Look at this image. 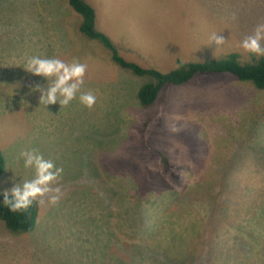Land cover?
Here are the masks:
<instances>
[{
    "label": "rangeland",
    "instance_id": "rangeland-1",
    "mask_svg": "<svg viewBox=\"0 0 264 264\" xmlns=\"http://www.w3.org/2000/svg\"><path fill=\"white\" fill-rule=\"evenodd\" d=\"M84 1L97 30L142 68L264 57L240 47L264 22V0ZM81 20L68 0H0V44L32 47L25 60L14 50L17 74L0 73V194L34 177L22 151L63 169V195L37 203L34 230L13 234L0 221V264H264V91L205 74L165 84L144 108L136 90L146 77L113 64ZM213 33L226 42L212 44ZM30 57L86 63L81 91L95 106L79 93L66 107L40 104L35 89L51 81L24 70ZM15 80L19 93L2 95Z\"/></svg>",
    "mask_w": 264,
    "mask_h": 264
},
{
    "label": "clouds",
    "instance_id": "clouds-1",
    "mask_svg": "<svg viewBox=\"0 0 264 264\" xmlns=\"http://www.w3.org/2000/svg\"><path fill=\"white\" fill-rule=\"evenodd\" d=\"M262 41H264V22L255 27L252 35L243 39L240 47L247 53L264 56ZM210 42L219 47L226 40L222 35L213 33ZM24 70L51 81L48 87L41 89L37 85L35 89L41 92L40 104L46 106L59 103L61 107H66L77 99L78 93L79 102L84 107L92 109L96 104L97 97L91 90L81 91L87 64L81 63L79 58L66 62L56 57H30ZM20 156L23 158L24 167L34 171V177L25 180L22 184H15L10 191H5L3 204L14 213L27 211L34 202L40 205H44L45 202L56 205L63 195L60 186L63 169L56 167L52 160L45 159L35 149L22 151Z\"/></svg>",
    "mask_w": 264,
    "mask_h": 264
},
{
    "label": "trees",
    "instance_id": "trees-1",
    "mask_svg": "<svg viewBox=\"0 0 264 264\" xmlns=\"http://www.w3.org/2000/svg\"><path fill=\"white\" fill-rule=\"evenodd\" d=\"M69 6L74 12L82 17L79 30L90 40H97L109 51L110 59L117 67L130 72L138 77H146V82L137 89V98L140 106L150 108L157 99L160 91L165 84L182 85L191 79L205 74L228 73L233 75L241 82H251L258 91H264V57L257 64H241L237 61V56L232 55L229 59L212 60L205 63H177V67L167 73H161L154 69L142 68L138 64L127 61L119 55L116 45L103 32L97 30L95 20L96 13L94 8L84 0H68ZM162 162L168 167L167 159ZM170 169L173 168L169 165ZM4 158L0 152V176L4 171ZM3 194H0V221L6 229L13 234H25L34 230L37 225L38 207L34 202L27 211L11 212L3 204ZM205 208L204 210H207ZM225 211V210H224ZM237 220L243 227L245 221L234 217H225Z\"/></svg>",
    "mask_w": 264,
    "mask_h": 264
},
{
    "label": "crops",
    "instance_id": "crops-1",
    "mask_svg": "<svg viewBox=\"0 0 264 264\" xmlns=\"http://www.w3.org/2000/svg\"><path fill=\"white\" fill-rule=\"evenodd\" d=\"M28 48H32L31 46L28 47L25 44H0V65L1 66H7V67H1L2 69H0V73H4L5 74H17L20 69L19 68H14L11 66L14 65H18L19 61H15L14 60V55L16 54V52L14 50H17L18 54H22L23 55V60H25L26 55H29V52L25 51ZM16 81L15 80L13 83H11L8 88H6L3 92L2 95L10 97L13 95H17V93H19L17 90L14 89V87H16ZM9 87H11L12 89H9Z\"/></svg>",
    "mask_w": 264,
    "mask_h": 264
}]
</instances>
